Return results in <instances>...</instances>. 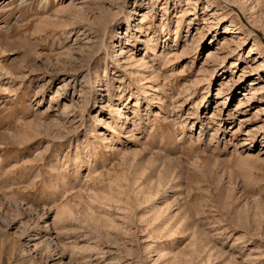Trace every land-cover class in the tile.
Returning a JSON list of instances; mask_svg holds the SVG:
<instances>
[{"label": "rangeland", "instance_id": "rangeland-1", "mask_svg": "<svg viewBox=\"0 0 264 264\" xmlns=\"http://www.w3.org/2000/svg\"><path fill=\"white\" fill-rule=\"evenodd\" d=\"M0 264H264V0H0Z\"/></svg>", "mask_w": 264, "mask_h": 264}, {"label": "bare ground", "instance_id": "bare-ground-1", "mask_svg": "<svg viewBox=\"0 0 264 264\" xmlns=\"http://www.w3.org/2000/svg\"><path fill=\"white\" fill-rule=\"evenodd\" d=\"M92 86H93V88H95V89H97L98 88V86H99V78H98V76L96 75L95 76V78L94 79H92ZM253 84H255L254 82H251V85H253ZM250 85V86H251ZM90 91H92L91 89H90ZM226 100H228V98H226ZM118 115H120V118L124 121L125 120V115L123 114V113H119ZM119 121H117L116 123H118ZM120 126H121V128L123 129V124H124V122H120Z\"/></svg>", "mask_w": 264, "mask_h": 264}]
</instances>
